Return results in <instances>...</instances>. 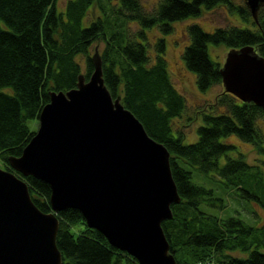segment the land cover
Segmentation results:
<instances>
[{"label": "trees", "instance_id": "1", "mask_svg": "<svg viewBox=\"0 0 264 264\" xmlns=\"http://www.w3.org/2000/svg\"><path fill=\"white\" fill-rule=\"evenodd\" d=\"M96 6L98 15L88 20L89 8ZM218 6L237 13L249 25L217 26L212 31L198 23L188 26L189 43L182 59L202 91L222 84V63L211 58V45L225 44L229 49L253 45L264 57V2L254 17L246 0H159L154 10H146L140 0H68L62 10L56 0H0V162L27 182L41 210H51L50 185L15 171L8 157L20 155L35 133L29 120L38 119L50 91L74 87L81 72L90 76L91 56L98 46L104 81L113 97L121 95L147 132L170 151L181 201L171 204L173 216L162 226L177 264H196L205 258L264 264V223L254 225L238 216L220 217L202 209L203 203L223 205V199L213 188L193 180V170L205 176L213 172L236 194L264 209V159L250 163L235 144L221 140L236 134L264 153V133L258 123L264 109L222 90L202 106L197 139L185 142L184 132L173 130L172 121L182 115L185 98L171 81L165 39L159 37L153 49L146 38L147 29L155 26L168 34L174 21ZM131 22L140 28L130 30ZM57 216L62 264H139L89 227L79 209L66 208Z\"/></svg>", "mask_w": 264, "mask_h": 264}, {"label": "water", "instance_id": "2", "mask_svg": "<svg viewBox=\"0 0 264 264\" xmlns=\"http://www.w3.org/2000/svg\"><path fill=\"white\" fill-rule=\"evenodd\" d=\"M246 2L255 17L264 0ZM91 60L88 78L81 72L74 87L50 91L37 131L8 157L12 169L50 185L51 210L0 166V264H62L57 213L70 207L139 264H177L162 226L181 201L170 151L113 97L98 46ZM220 72L224 91L264 109V57L253 45L228 49Z\"/></svg>", "mask_w": 264, "mask_h": 264}, {"label": "rangeland", "instance_id": "3", "mask_svg": "<svg viewBox=\"0 0 264 264\" xmlns=\"http://www.w3.org/2000/svg\"><path fill=\"white\" fill-rule=\"evenodd\" d=\"M68 0H56L57 7L62 10ZM118 0H111L116 2ZM141 4L146 10H154L159 3V0H140ZM87 19L90 20L94 16L98 15L99 8H89ZM191 23H198L202 28L207 31H212L217 26L237 25L241 27H247L246 23L237 13L228 12L223 6L214 7L212 9L204 10L199 16H189L185 19H180L172 23V30L168 34L160 32L158 27H153L146 30V38L150 43V46L154 49V43L159 37H164L166 42L165 57L168 63V70L171 77V81L178 91L185 98V109L182 115L173 119V130L177 134V130H182L185 134V142H193L197 139V126L202 121L201 108L208 102H213L216 94L224 90L222 84H217L211 89L202 91L198 88L196 83V75L193 71L189 70L182 59L185 46L189 43L188 26ZM137 22L130 23V30L137 31L139 29ZM228 47L225 44L210 46V56L215 61L223 63ZM94 48L91 47L90 53ZM81 68L85 71L84 57L80 58ZM196 116L192 119V117ZM259 126L264 133V118H259ZM31 130L37 131L39 127V121L29 120ZM222 141L233 143L237 146L239 151L246 154V159L250 163L258 162V159H264V153H259L254 150L252 144L243 141L236 134H230L228 136L221 137ZM0 166L7 168L2 162ZM10 166V165H9ZM193 180L198 184H203L207 187L214 189L215 194L223 199V205H209L203 203L201 208L212 214L220 217L238 216L247 222L254 225H260L264 223V209L245 198H242L234 188L226 186L222 180L216 176L213 172L208 175H204L197 170H193ZM78 226H76L77 228ZM74 228V229H76ZM264 251V248H261ZM239 255V252H234ZM211 259V258H210ZM204 262L210 261L208 258L203 259ZM198 264V263H196Z\"/></svg>", "mask_w": 264, "mask_h": 264}, {"label": "built area", "instance_id": "4", "mask_svg": "<svg viewBox=\"0 0 264 264\" xmlns=\"http://www.w3.org/2000/svg\"><path fill=\"white\" fill-rule=\"evenodd\" d=\"M208 260H210V261L204 262L203 260H201V262H199L198 264H226L225 262H223V261L221 262L217 259L208 258Z\"/></svg>", "mask_w": 264, "mask_h": 264}]
</instances>
